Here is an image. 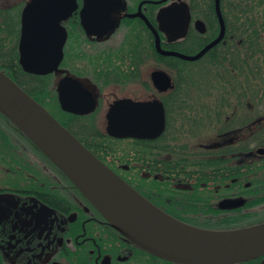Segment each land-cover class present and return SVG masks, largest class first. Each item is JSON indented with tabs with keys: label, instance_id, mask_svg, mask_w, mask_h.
Masks as SVG:
<instances>
[{
	"label": "flooded vegetation",
	"instance_id": "flooded-vegetation-1",
	"mask_svg": "<svg viewBox=\"0 0 264 264\" xmlns=\"http://www.w3.org/2000/svg\"><path fill=\"white\" fill-rule=\"evenodd\" d=\"M6 1L9 4H0V13L5 14L0 22V69L12 78L21 76L29 82L53 76L55 110L43 104L93 153L150 201L183 222L212 231L264 224V176L260 180L253 176L259 173L257 169H264V95L263 101L255 102L261 106L258 112L262 110L255 117L249 112L252 102L244 107L245 116L240 115L242 107L237 108L234 102L231 117L216 116L200 127H188L190 134L194 130L201 133L205 127L213 131L212 138L192 147L186 140L187 149L196 148L213 159L202 166L213 175L207 180L174 182L169 147L157 149L156 139L117 137L108 132V112L119 99L160 100L167 123L175 105L187 106V101L175 99L179 92V87L174 92L177 76L184 70L177 67L178 63L174 65V59L187 63L201 59L188 61L161 53L158 33L162 48L197 53L220 34L216 0H59L56 12L39 10L38 14L40 19L48 20L44 32L53 34L52 43L61 44L63 53L58 68L45 75L29 72L21 64L23 11L33 0ZM181 2L191 13L188 33L170 41L161 29L160 13ZM229 2L233 6V0ZM225 5L226 1L221 0L225 36L202 60L221 43L229 41L233 51L237 44L242 45L233 34L226 38ZM206 13L212 14L211 22ZM199 20L206 24L204 32L197 26ZM51 25L54 31L50 34ZM38 29L39 33L41 27ZM33 41L42 45L39 36ZM250 45L246 40L245 48L251 49ZM25 52L31 58H40L36 51L27 48ZM42 55L49 57L47 53ZM158 69L170 76L173 88L161 91L157 87L154 74ZM64 77L78 79L92 93L93 111L80 114L62 107L59 87ZM83 118L102 127L81 128L78 120ZM163 161L168 173L159 170ZM0 172L5 175L0 178V264H187L141 247L116 228L68 175L1 112ZM229 264H264V254Z\"/></svg>",
	"mask_w": 264,
	"mask_h": 264
},
{
	"label": "water",
	"instance_id": "water-1",
	"mask_svg": "<svg viewBox=\"0 0 264 264\" xmlns=\"http://www.w3.org/2000/svg\"><path fill=\"white\" fill-rule=\"evenodd\" d=\"M44 1L33 0L23 11L21 64L27 71L37 74L55 71L63 58L60 51L62 45L52 43L53 34L44 32L48 28V20L38 16L39 10L56 12L55 5L59 0H55L56 3L54 0H47L51 1L49 3ZM216 10L221 25L220 34L198 53L163 49L159 43V33L158 50L190 61L201 58L225 35L221 0H216ZM160 20L161 29L168 34L169 40L176 41L187 35L191 13L185 3H175L160 13ZM197 26L202 32L206 30L202 20L197 21ZM39 27L41 31L38 33ZM50 29L51 34L54 26L51 25ZM35 36L42 38V45L33 41ZM27 48L36 51L40 58L27 55ZM42 53L49 54V57H43ZM154 76L161 91L173 86L172 79L165 71L158 69ZM91 94L78 79L64 77L61 80L60 102L68 111L80 114L93 111L95 100ZM0 108L44 150L116 228L141 247L187 264H229L264 254V224L234 231H212L168 214L99 159L42 103L1 69ZM108 119V132L117 137L157 138L166 128L165 108L160 100H116L108 112Z\"/></svg>",
	"mask_w": 264,
	"mask_h": 264
},
{
	"label": "trees",
	"instance_id": "trees-1",
	"mask_svg": "<svg viewBox=\"0 0 264 264\" xmlns=\"http://www.w3.org/2000/svg\"><path fill=\"white\" fill-rule=\"evenodd\" d=\"M225 1L226 7H223V11L228 27L226 38H229L233 34L238 41L241 39L242 45L240 46L237 44L235 51H233L229 47V41L226 45L221 43L214 50H211L208 54V60L210 66L212 67V69L210 68L211 71H215L216 73H226L221 76L228 74L230 81H228V84H235L236 87L235 90L223 93L224 96H222L221 101L219 102L215 97H207L205 95L202 97L200 95L197 97L192 96L191 98L188 95L187 98H184L186 92H188V90H182L186 85V82H183L181 77L179 76L180 78H178L177 76V84L174 92L176 93L177 87H179V92L175 98L177 100L176 102L181 103L183 101H187L188 104L187 106L183 105L182 107L180 104L176 111L173 110L174 113L179 112V119L182 120L179 121L181 122L180 127L177 125L178 123H175L174 126L178 128L175 129L169 118L168 127L165 133L156 139L157 149H167L168 147L171 149V176L174 182L187 179L191 182H198L202 179L207 180L213 177V175L208 172L207 167L202 170V166H206L208 163L214 162L213 159L210 158V161L208 157L204 156L201 151L196 148H191L190 150L186 148L187 137H190L191 139L192 136L194 137L196 135L194 132L191 133L193 134L191 135L187 129L188 127H200L203 123L200 118L205 117V113L209 118L216 116H220L222 119L225 117H231V111L234 109L231 104L233 99L232 94L234 93L238 94V98H240L242 102H245L241 103L242 105L246 104L250 100L252 92L254 91L255 93H260V101L262 99V95H264V0H233V6L230 5L232 3L229 2V0H222L223 3ZM209 15L212 16V14L206 13V17L208 19ZM207 38L206 33L205 39ZM246 40H249L251 44V49L249 50L248 48H245ZM204 42H206V40ZM174 61L175 63H173L175 66L176 63H183L180 59H174ZM178 66L179 65H177V67ZM48 77L49 76H44L43 78L48 79ZM21 78L23 79V77L18 76V78L14 79L40 102L45 105H47L46 100L48 99H50V102H56V92L53 88H49V86L44 85L45 92H43V94L48 98H42L35 95L33 90L21 81ZM222 80L223 79H221V81ZM222 83H225V80H223ZM190 85L192 86L194 84L191 83ZM246 85L248 87H246ZM241 86H245L246 88H239ZM248 88L250 89L249 91ZM256 95L258 94L253 95V101L255 100ZM0 112L10 120L7 114L1 109ZM10 121L20 132L24 134L17 124H15L12 120ZM221 123L223 124L224 121L222 120ZM184 127L185 129H183ZM29 140L33 143L31 138H29ZM185 166H187L188 172L185 171ZM159 170L163 173H168L165 169L164 161L162 168H159ZM256 172L259 173L254 172L253 176L255 180H260L261 177L264 176V169H257ZM219 174L221 173L219 172Z\"/></svg>",
	"mask_w": 264,
	"mask_h": 264
},
{
	"label": "rangeland",
	"instance_id": "rangeland-1",
	"mask_svg": "<svg viewBox=\"0 0 264 264\" xmlns=\"http://www.w3.org/2000/svg\"><path fill=\"white\" fill-rule=\"evenodd\" d=\"M2 3L9 4V1L0 0V4H2ZM4 15H5L4 13H0V22L4 21V19H5ZM178 65H179L178 66L179 69L184 70V73H182V74L180 73L178 75V78L181 77L183 82H186V85L184 86V88L182 90H184V91L188 90L187 93H189L188 95L190 98L192 96L197 97L198 95H200L202 97L203 95H205L207 97H215L216 100L219 102V101H221L222 96H224L223 93H225L227 91L235 90V87H236L235 84H233V85L228 84V81H229L228 74L225 76H221L222 74H226V73H224V72L216 73L215 71L210 70V68L212 69V67L210 66L209 60L206 57L199 62H192V63H186V64L179 62ZM218 74H220V75H218ZM49 77H51V78H48V79L47 78H40V81H34V82L33 81L29 82V81H26V80L21 78V81L26 86H28L31 90H33L35 95H38L39 97L45 98L46 96L43 94V92H45L44 85H47V86H49V88L51 87L55 90L54 84L56 81L53 78V76L50 75ZM221 79L225 80V83H222L223 80L221 81ZM189 81H190V83H189ZM191 83L194 85L191 86L190 85ZM242 87H245V86H241L239 88H242ZM246 87H248V86L246 85ZM249 90L250 89L248 88V91ZM234 94H232L233 99H232L231 103L234 104V102H237L238 103L237 108L242 107V109H241L242 112L240 114L241 116L242 115L245 116L244 107L249 106L247 104L248 102H252V109H249V112L251 111L250 115L252 113L253 117L257 116V114H259L262 111L261 110L260 112H258L260 110L261 106L259 104H255V102H261L264 100V99L263 100L261 99V101L259 100L260 93H255V91L252 92L250 100L246 104H243V105L241 103H245V102H242L241 99L238 98V94H236V93H234ZM254 94H258V95L255 96V100L253 101V95ZM46 98H48V97H46ZM242 100H245V99H242ZM46 103L50 109H52L53 111L55 110V107H56L55 103H53L52 101L50 102V99L46 100ZM179 105L180 104L175 105L176 109H172V110L176 111L178 109L177 107H179ZM201 112H203V111H201ZM204 116L205 117L200 118V120L203 122L201 125H204L205 123H208V121H209V119H208L209 117H207L206 113L204 114ZM170 120H171L173 126L175 123H178L177 125L180 127L181 122H179V121H182V120L179 119L178 114L173 113V115L170 117ZM78 123L80 125L79 127H81V128L85 127V128L90 129V130L100 129V127H102L101 124H98L95 122L92 123V121H90V119H87V118H83V119L78 120ZM210 127H211V125H210ZM174 128L178 129L175 126H174ZM183 129H185V127ZM210 130H211V128H209V127L203 128V131H201V133H199L200 130H198V132H195V130H194L193 132L196 133V135L194 137L192 136L191 139H187L188 142L190 143V146L192 147L194 144L202 143L205 140L208 141L210 138H212L214 136V134H213V131L212 130L210 131ZM186 132H187V130H186ZM191 135H193V134H191ZM192 142H193V144H192ZM127 148L130 149V146H127ZM3 173L0 172V178H3V176L5 177V175ZM9 175L11 178V174H8V176ZM15 180H19V179L14 178V181Z\"/></svg>",
	"mask_w": 264,
	"mask_h": 264
}]
</instances>
